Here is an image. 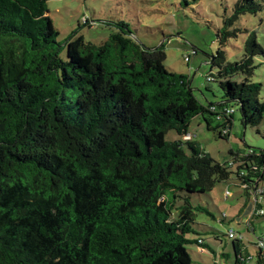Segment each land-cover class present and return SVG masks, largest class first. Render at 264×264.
<instances>
[{
	"label": "trees",
	"instance_id": "trees-1",
	"mask_svg": "<svg viewBox=\"0 0 264 264\" xmlns=\"http://www.w3.org/2000/svg\"><path fill=\"white\" fill-rule=\"evenodd\" d=\"M262 10L237 0L223 19L209 60L217 72L206 75L223 94L202 103L188 76L164 65V43L145 47L126 22H111L100 44L72 34L63 58L47 0H0V264H192L187 245L210 250L194 229L209 211L191 194L231 179L256 190L264 150L237 152L225 165L197 142L165 135L186 136L196 115L229 135L228 103L243 128L264 125L261 84L251 80L264 55L255 33L239 61L226 62L222 49L240 15ZM230 239L234 264H244L245 245Z\"/></svg>",
	"mask_w": 264,
	"mask_h": 264
},
{
	"label": "rangeland",
	"instance_id": "rangeland-1",
	"mask_svg": "<svg viewBox=\"0 0 264 264\" xmlns=\"http://www.w3.org/2000/svg\"><path fill=\"white\" fill-rule=\"evenodd\" d=\"M236 1L47 0V9L58 31L57 41L63 46V58L66 57L64 44L72 34L77 33L86 41L100 44L115 30L111 22L124 21L133 37L145 47L153 48L164 43V65L171 71L187 75L194 95L202 103H216L223 92L216 81L207 82L206 75L217 72V68L209 62L219 47L216 33L222 27L223 19L231 15ZM257 1L264 6V0ZM230 29L237 30V36L228 39L222 48L226 62L242 58L244 41L251 32L255 33L264 50V10L255 15H240ZM187 55L189 59L185 61ZM254 64L256 67L251 80L261 84L259 99L263 100L264 55L256 56ZM234 79L239 81L241 78ZM228 104L234 109L229 135L219 136L222 128L214 129L219 123L215 118L211 117V128L208 129L203 117L196 115L189 121V139L169 130L165 135L166 140L195 141L211 158L225 165L234 160L237 152L264 150V125L243 128L240 111L233 103ZM235 168L236 165L231 169ZM240 185L238 180L231 179L217 182L206 193L191 194L192 205L201 204L209 211L197 214L194 229L210 248L200 252L195 244L187 245L192 264H234L233 240L226 236L230 228L239 235L249 253V259L244 264H260L256 245L259 238H264V217L252 219L254 232L246 227L247 214L243 209L249 208L252 192L249 189L246 194V186ZM261 185L264 188V181ZM226 190L228 196H225ZM260 202L264 210V196ZM214 236L219 239L216 240ZM261 264H264V260Z\"/></svg>",
	"mask_w": 264,
	"mask_h": 264
},
{
	"label": "built area",
	"instance_id": "built-area-1",
	"mask_svg": "<svg viewBox=\"0 0 264 264\" xmlns=\"http://www.w3.org/2000/svg\"><path fill=\"white\" fill-rule=\"evenodd\" d=\"M188 59H189V55H187V56L184 57V60L185 61H188ZM207 79H210V77H207ZM230 111H232V110H230ZM227 132H228L227 129H222V133L223 134H226ZM184 137L187 138V139H189L190 138V135L187 134ZM240 184L241 185H244V188H245V186H246V188H248V186H247L246 183L240 182ZM249 189L252 192V195H251V198L250 199H251V201L253 200V203H254V207L253 208H255V204L258 203V201H260L261 198H262V196L264 195V189L262 188V186H259L256 190H253L252 188H249ZM249 189H248V193H249ZM228 195H229V192L226 190L225 196H228ZM252 214L262 216V215H264V210H263L262 207H260L258 209H254ZM227 234H228L229 238H235L236 236H238L235 233V231L233 229H231V228L228 229ZM199 242H201V240H199ZM258 245L261 246V247H264V238H259V244Z\"/></svg>",
	"mask_w": 264,
	"mask_h": 264
},
{
	"label": "crops",
	"instance_id": "crops-1",
	"mask_svg": "<svg viewBox=\"0 0 264 264\" xmlns=\"http://www.w3.org/2000/svg\"><path fill=\"white\" fill-rule=\"evenodd\" d=\"M263 196H264V195H263ZM263 196H262V197H263ZM250 201H251V200H250ZM258 204L260 205V207H262L260 201H258ZM248 206H249V208H244V209H243L244 212L247 214V224H246V227H247L249 230H251L252 232H254V231H255V228H254V226L251 224V223H252V219H257V218H259V216H255V215L252 214V213H253V210L255 209V208H253V207H254L253 200L251 201V203H248ZM252 215H253V216H252ZM262 217H264V215H263ZM204 242H205V241H204Z\"/></svg>",
	"mask_w": 264,
	"mask_h": 264
}]
</instances>
